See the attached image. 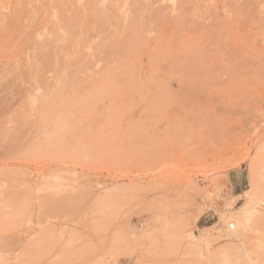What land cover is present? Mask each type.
Listing matches in <instances>:
<instances>
[{"label": "rangeland", "instance_id": "obj_1", "mask_svg": "<svg viewBox=\"0 0 264 264\" xmlns=\"http://www.w3.org/2000/svg\"><path fill=\"white\" fill-rule=\"evenodd\" d=\"M132 1L0 0V264H264V0Z\"/></svg>", "mask_w": 264, "mask_h": 264}, {"label": "bare ground", "instance_id": "obj_2", "mask_svg": "<svg viewBox=\"0 0 264 264\" xmlns=\"http://www.w3.org/2000/svg\"><path fill=\"white\" fill-rule=\"evenodd\" d=\"M133 1H134V0H133ZM133 1H132V2H133ZM182 1H183V0H182ZM119 2H120V1H119ZM183 2H184V1H183ZM232 2H233V1H232ZM87 3H88V2H87ZM133 3H134V2H133ZM146 4H147V3H146ZM180 4H182V3H180ZM242 4H243V3H242ZM121 6H122V4H121ZM131 6H132V4H131ZM148 6H149V5H148ZM226 6H227V5H226ZM263 6H264V5H263ZM15 7H16V6H15ZM15 7H14V9L16 10ZM168 7H169V6H168ZM177 7H179V6H177ZM140 8H141V7H140ZM69 9H70V8H69ZM132 9H133V10H134V9H135V10H138V8H132ZM130 10H131V9H130ZM135 10H134V11H135ZM160 10H161V9H160ZM162 10H163V9H162ZM165 10H166V9H165ZM12 11H13V10H12ZM18 11H19V10H18ZM148 11H149V8H148ZM132 12H133V11H132ZM137 12H139V10L136 11V13H137ZM164 12H165V11H164ZM185 12H186V11H185ZM18 13H19V12H18ZM18 13H17V14H18ZM159 13H160V12H159ZM162 13H163V12H162ZM191 13H192V12H191ZM15 14H16V13H15ZM61 15H62V14H61ZM61 15H60V16H61ZM134 15H135V14H134ZM138 15H139V14H138ZM151 15L154 16L153 13H152ZM183 15H184V14H183ZM192 15L194 16V14H192ZM135 16H136V15H135ZM139 16H140V15H139ZM146 16H147V15H146ZM167 16H168V15H167ZM193 16H191L192 19L194 18ZM14 18H15V17H14ZM121 19H122V18H121ZM133 19H134V18H133ZM155 19H157V18H155ZM166 19H167V18H166ZM180 19H182V18H180ZM14 20H15V19H14ZM142 20H143V19H142ZM157 20H158V19H157ZM221 20H222V19H221ZM114 21H115V20H114ZM132 21H134V20H132ZM132 21H131V22H132ZM158 21H159V20H158ZM182 21H183V20H181V22H182ZM222 21H223V20H222ZM224 21H225V20H224ZM120 22H121V21H120ZM112 23H113V22H112ZM137 23H138V22H137ZM160 23H161V21H159V23L157 22V24H155V25H158V26H156V28L159 27V24H160ZM163 23H164V22H163ZM163 23H162L161 25H163ZM121 24H123V23H121ZM142 24H143V23H142ZM184 24H185V22H184ZM220 24H221V22H220ZM128 25H129V22H128ZM128 25H127V26H128ZM180 25H181V24H180ZM186 25H187V23H186ZM221 25H222V24H221ZM221 25H218V24H217L216 27H217V26H221ZM113 26H114V25H113ZM184 26H185V25H184ZM184 26H183V28H184ZM70 27H71V26H70ZM119 27H120V25H119ZM201 27H202V26H201ZM143 28H144V27H143ZM160 28H162V27H160ZM187 28H188V27H187ZM187 28H184V29L188 30ZM189 28H190V27H189ZM208 28H210V27H208ZM214 28H215V27H214ZM87 29H88V28H87ZM105 29H106V28H105ZM108 29H109V28H108ZM119 29H120V28H119ZM121 29H123V27H122ZM121 29H120V30H121ZM138 29H139V28H138ZM201 29H202V28H201ZM120 30H119V31H120ZM182 31H183V29H182ZM184 31H185V30H184ZM199 31H200V29H199ZM120 32H121V31H120ZM189 32H190V31H189ZM68 33H69V32H68ZM78 33H79V32H78ZM109 34H112V33H109ZM203 34H204V33H203ZM223 34H224V33H223ZM179 35H180V34H179ZM217 35H218V34H217ZM208 36H209V34H208ZM211 36H212V35H211ZM215 36H216V35H215ZM71 37H72V36H71ZM104 37H106V36H104ZM126 37H128V36L126 35ZM72 38H73V37H72ZM77 38H78V37H77ZM129 38H130V37H129ZM214 38H216V37H214ZM214 38H213V39H214ZM122 39H123V38H122ZM125 39H126V38H125ZM135 39H136V38H135ZM213 39H212V40H213ZM84 40H85V39H84ZM123 40H124V39H123ZM136 40H137V39H136ZM205 40H206V39H205ZM217 41H218V40H217ZM217 41H216V42H217ZM178 42H179V41H178ZM178 42H177V43H178ZM212 42H214V41H212ZM70 43H71V42H70ZM75 43H76V42H75ZM102 43H103V42H102ZM125 43H126V41H125ZM203 43H204V42H203ZM174 44H175V42H174ZM57 45H58V44H57ZM71 45H72V44H71ZM126 45H127V44H126ZM178 45H179V44H178ZM203 45H204V44H203ZM209 45H211V44H209ZM114 46H115V45H114ZM135 46H136V45H135ZM135 46H134V47H135ZM179 46H180V45H179ZM204 46H205V45H204ZM215 46H216V45H215ZM94 47H95V46H94ZM124 47H125V46H124ZM174 47H175V46H174ZM188 47H189V46H188ZM218 47H219V46H218ZM218 47H217V48H218ZM92 48H93V46H92ZM121 48H122V47H121ZM176 48H177V47H176ZM202 48H203V46H202ZM209 48H211V47H209ZM108 49H109V48H108ZM122 49H123V48H122ZM125 49H126V48H125ZM125 49H124V50H125ZM177 49H179V48H177ZM192 49H193V48H192ZM197 49H200V48H197ZM204 49H205V48H204ZM204 49H203V50H204ZM188 50H189V49H188ZM203 50H202V52H203ZM213 50H214V49H213ZM219 50H220V49H219ZM114 51H115V50H114ZM178 51H179V50H178ZM196 51H200L199 53H201V50H196ZM208 51H209V49H208ZM220 51H221V50H220ZM109 52L113 53L111 50H110ZM131 52H132V51H131ZM181 52H182V51H181ZM181 52H179V53H181ZM211 52H212V51H211ZM81 53H82V52H81ZM102 53H103V52H102ZM172 53H173V52H172ZM204 53H205V52H204ZM206 53H207V52H206ZM214 53H216V51H215ZM64 54H65V53H64ZM98 54H99V53H98ZM98 54H97V55H98ZM105 54H106V53H104L103 55L106 56ZM211 54H212V53H211ZM82 55H83V54H82ZM178 55H179V54H178ZM178 55H177V56H178ZM198 55H199V54H197V56H198ZM216 55H217V54H216ZM220 55H221V54H220ZM67 56H68V55H67ZM83 56H84V55H83ZM113 56H114V55H113ZM121 56H122V55H121ZM123 56H124V55H123ZM123 56H122V57H123ZM179 56H180V55H179ZM179 56H178V57H179ZM184 56H185V55H184ZM201 56H203V53H202V55H200V57H199V56H198V57L200 58V61L203 60V62H204V58H203V57L201 58ZM212 56H213V58H214V55H212ZM212 56H211V57H212ZM80 57H81V56H80ZM99 57H100V56H99ZM102 57H103V56H102ZM108 57H109V56H108ZM111 57H112V56H110L109 58L111 59ZM97 58H98V57H97ZM115 58H116V57H115ZM175 58H176V57H175ZM51 59H52V58H51ZM80 59H81V58H80ZM232 59H233V58H232ZM99 60H100V58L98 59V61H99ZM218 60H219V59H218ZM220 60H221V59H220ZM111 61H112V60H110V62H111ZM49 62H50V61H49ZM101 62H102V61H101ZM104 62H105V61H104ZM203 62H202V63L200 62V65L202 64V66H204L205 63H204V65H203ZM97 63H98V62H97ZM214 63H215V62H214ZM231 63H232V62H231ZM86 64H87V63H86ZM187 64L189 65L190 63L187 62ZM187 64H186V65H187ZM194 64H195V63H194ZM72 65H73V64H72ZM88 65H90V64H88ZM188 65H187V66H188ZM90 66H91V65H90ZM220 66H221V65H220ZM190 67H191V66H190ZM199 67H200V66H199ZM199 67H198V68H199ZM206 67H207V66H206ZM50 68H51V66H50ZM187 68H188V67H187ZM187 68H185V69H187ZM195 68H196V67H195ZM207 68L209 69V66H208ZM207 68H205V70H206ZM232 68H233V67H232ZM183 69H184V68H182V70H183ZM189 69H190V68H189ZM192 69H193V67H192ZM208 69H207V70H208ZM83 70H84V69H83ZM190 70H191V69H190ZM193 70H195V69H193ZM199 70H200V69H199ZM202 70H204V69L202 68ZM202 70H201V71H202ZM207 70H206L205 72H207ZM209 70H210V69H209ZM209 70H208V71H209ZM80 71H81V69H80ZM186 71H189V70H185V72H186ZM210 71H214V70L211 69ZM182 72H183V71H182ZM198 72H199V71H198ZM214 72H215V71H214ZM194 73H195V72H194ZM196 73H197V72H196ZM183 74H184V73H183ZM73 75H74V74H73ZM190 75H191V74H190ZM187 76H188V75H187ZM73 77H74V76H73ZM75 77H76V76H75ZM42 78H43V77H42ZM74 79H75V78H74ZM76 80H78V79H76ZM42 81H43V80H42ZM73 81H74V80H73ZM68 82H69V81H68ZM70 82H71V81H70ZM70 85H71V84H70ZM75 85H76V84H75ZM67 86H68V85H67ZM74 87H75V86H74ZM76 87H77V86H76ZM59 89H60V88H59ZM68 91H69V90H68ZM48 102H49V101H48ZM56 102H57V101H56ZM56 102H55V103H56ZM46 103H47V102H46ZM48 105H49V104H48ZM50 105H51V104H50ZM66 105H67V104H66ZM66 105H65V106H66ZM46 108H47V107H46ZM48 121H49V120H48ZM250 206H251V204H250V205L247 204V205L242 209V211H239V212H240V215H239V216H241V219L238 218V217H235V218L233 219V221H230V222L228 223V227H229L230 223H234L235 227H234L233 230H235V228H236V224H237V225H241L242 222L249 223V221L251 220V217H252L253 214H254V210H253V208H251ZM235 215H236V214H235ZM247 225H248V224H247ZM243 226H244V225H243ZM241 227H242V226H241ZM241 227H240V228H241ZM247 227H248V226H247ZM242 228H243V227H242ZM242 228H241V229H242ZM248 228H249V227H248ZM229 229H230V227H229ZM231 230H232V229H231ZM239 230H240V229H239ZM242 230H243V229H242ZM205 232H207V231H205ZM239 232H240V231H239ZM239 232H238V233H239ZM205 236H206V235H205ZM201 238H202V237H201ZM196 239H197V238H196ZM203 239H204V237H203Z\"/></svg>", "mask_w": 264, "mask_h": 264}, {"label": "crops", "instance_id": "obj_3", "mask_svg": "<svg viewBox=\"0 0 264 264\" xmlns=\"http://www.w3.org/2000/svg\"><path fill=\"white\" fill-rule=\"evenodd\" d=\"M232 178V183H233V190L234 192L236 193H239L240 192V185H241V182L239 181H235V177H231ZM239 195V194H238Z\"/></svg>", "mask_w": 264, "mask_h": 264}, {"label": "built area", "instance_id": "obj_4", "mask_svg": "<svg viewBox=\"0 0 264 264\" xmlns=\"http://www.w3.org/2000/svg\"><path fill=\"white\" fill-rule=\"evenodd\" d=\"M229 227H230V229H234V227H235V225H234V223H230V225H229Z\"/></svg>", "mask_w": 264, "mask_h": 264}]
</instances>
